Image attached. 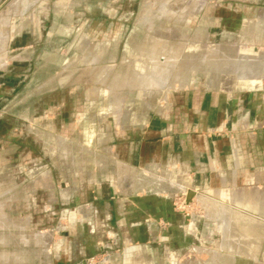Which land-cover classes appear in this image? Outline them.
I'll return each mask as SVG.
<instances>
[{"label":"crops","instance_id":"obj_1","mask_svg":"<svg viewBox=\"0 0 264 264\" xmlns=\"http://www.w3.org/2000/svg\"><path fill=\"white\" fill-rule=\"evenodd\" d=\"M224 11L227 21L224 31L236 40L218 42L217 25L211 22L208 39L199 30L193 38L183 32L188 35L185 42L194 40L197 35L200 41L202 36L209 50L202 58L194 49L192 53L186 52L188 56L184 58L188 59L181 61L177 80L184 78L186 68L195 73L206 63L223 56L232 59L229 68L239 65L233 72L224 74V85L210 83L203 89L193 86L182 91L191 96V106L177 104L175 115L159 118L152 115V104L147 99L138 121L137 111L129 104L127 111L132 121L121 123L118 118V125H110L107 132L104 126L99 127L95 135L84 137L81 142L67 135L68 123L64 120L59 133L48 131V143L53 145L52 150L48 147L49 151H45V147L41 149L40 141H33L34 137L32 141L25 140L12 130L0 137V165L8 166L2 171L8 173L12 169L10 165L23 170L26 160L32 161L27 163L29 180L23 178V172L14 176L18 187L32 191L28 206L37 213L21 221L1 209L23 226L18 228L21 230L30 222L35 224L47 219L48 228L46 231L38 228L37 239L39 242L43 239L44 244L50 246V264H86V258L95 255L103 256L97 264H180L184 249L167 243L154 244L157 240L188 239L197 233L194 225L201 222L200 216L175 211L171 196L163 187L158 190L162 193L153 192L151 175L157 171L154 167L159 165L164 174L169 175L173 148L181 157L180 164H171L173 168L176 166L179 170L182 165V176L192 172L196 186L204 180L210 181L205 190L210 195H202L201 200L213 199L211 193L241 187L240 206L233 202L227 204L223 222L224 247L233 249L228 247V237L239 228L237 240L243 243L242 252L238 255L228 249L216 251L210 264H218L216 256H223L226 264H264V0L226 3ZM148 36L137 43V47L163 49L168 46L151 36L152 41H148ZM121 76L123 74L115 76L114 82ZM145 95L148 96L147 91ZM205 129L208 135L203 133ZM214 129H226V133L218 134ZM33 144H37L38 149ZM65 144L70 146L69 151L65 150ZM155 147H160L161 151H154ZM1 189L7 197L2 202L10 206L9 203L17 199L10 195L14 188L1 183ZM208 207L207 217L216 218L217 206L208 203ZM59 208H64L63 212L57 211ZM164 223L169 226L163 228ZM58 224H84L88 230L86 237L76 242L79 238L73 234L65 247L58 248ZM99 225L110 229L107 237L114 240V244L108 241L105 248L98 246L99 240L105 238L101 232L97 233ZM2 234L0 240L5 243L10 237ZM18 236L22 240L24 234ZM53 240L54 247H51ZM11 256L18 258V254L8 250L1 253L3 261Z\"/></svg>","mask_w":264,"mask_h":264},{"label":"rangeland","instance_id":"obj_2","mask_svg":"<svg viewBox=\"0 0 264 264\" xmlns=\"http://www.w3.org/2000/svg\"><path fill=\"white\" fill-rule=\"evenodd\" d=\"M242 1L246 0H1L0 137L12 130L25 140L32 141L34 137L33 141H40L41 149L45 147V151H49L48 147L51 146L52 150L53 145L48 143V131L59 133L64 120L68 123L67 135L81 142L84 137L95 135L99 127L102 129L104 126L107 132L110 125H118V118L121 123L132 121L127 111L129 104L137 111L138 121L147 99L152 104L154 117L175 115L177 104H192L191 96L182 94V91H188L193 86L203 89L210 83L224 85V74L233 72L239 65L232 64L233 69L229 68L232 59L223 56L206 63L195 73L192 72L195 70L185 67L184 78L177 80L181 61L188 59L184 58L188 56L186 52L192 53L194 49L202 58L209 50L201 35L200 41H197V35L194 40L185 42L188 35L193 38L199 30L208 39V24L211 22L217 25L218 42L231 40L233 36L224 31L227 22L224 6ZM147 35L161 43H168V46L163 49L137 47V43ZM150 36L148 41H152ZM227 62L229 64H225ZM120 74L123 76L114 82V77ZM215 130L218 134L226 133V129ZM203 133L208 135L209 131L205 129ZM33 145L38 149L37 144ZM64 148L69 151L70 146L65 144ZM173 150L169 160L172 172L169 175H165L159 165L154 167L157 171L151 175L153 192L162 193L158 190L163 187L165 193L171 196L175 211L200 216L201 222L194 225L197 237L194 234L182 241L157 240L154 244L163 246L167 243L184 249V255L179 257L180 264H191L193 260H198L196 264H210V258L215 257L213 253L228 249L224 247L225 206L231 202L240 206L241 187L211 193L213 199L201 200L202 195H210L205 191L210 181L204 180L196 186L198 183L194 184L192 172L182 176V165H179V170L171 165L180 164L181 159L176 149ZM154 151L160 152L161 148L155 147ZM29 162L32 161L26 160L23 170L10 165L12 169L8 173L1 170L8 166L0 165V205L3 204L0 207V237L2 233L10 237L5 243L0 240V264H50V246L47 247L43 239H40L41 242L37 239L38 228L43 231L48 228L47 219L35 224L30 222L25 230H21L18 228L23 226L4 212L21 221L36 216L37 210L28 206L31 200L27 201L31 199L32 191L18 187L15 181L16 173L21 172L26 181L30 179ZM1 183L14 188L10 195L17 199L10 202V206L2 202L7 197ZM208 203L217 206L216 218L207 217L211 207ZM63 210L57 209L60 213ZM161 226L166 228L169 225L164 223ZM97 227V233L105 236L99 240L98 246L105 248L108 241L114 244V240L107 237L110 229L106 225ZM58 228V248L65 247L73 234L79 238L76 242H80L88 231L84 224H58ZM235 231L228 237V247H233L228 250L239 255L243 243L237 240V236H240L241 230L235 228ZM20 233L24 234L22 240L18 238ZM54 243L55 240L51 247ZM5 250L18 254V258L11 256L3 261L1 253ZM222 257L216 256L218 264H226ZM102 258V255L90 256L86 258V264H97Z\"/></svg>","mask_w":264,"mask_h":264},{"label":"bare ground","instance_id":"obj_3","mask_svg":"<svg viewBox=\"0 0 264 264\" xmlns=\"http://www.w3.org/2000/svg\"><path fill=\"white\" fill-rule=\"evenodd\" d=\"M227 210H228V209H227ZM232 210H235V209H232ZM232 210H231V211H232ZM239 211H240V210H239ZM235 212H236V211H235ZM250 216H251V215H250Z\"/></svg>","mask_w":264,"mask_h":264}]
</instances>
